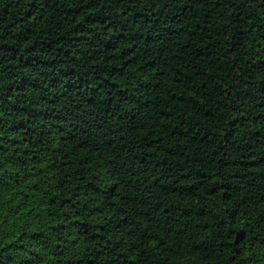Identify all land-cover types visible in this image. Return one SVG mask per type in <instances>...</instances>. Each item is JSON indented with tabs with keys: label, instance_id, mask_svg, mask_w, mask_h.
I'll list each match as a JSON object with an SVG mask.
<instances>
[{
	"label": "trees",
	"instance_id": "obj_1",
	"mask_svg": "<svg viewBox=\"0 0 264 264\" xmlns=\"http://www.w3.org/2000/svg\"><path fill=\"white\" fill-rule=\"evenodd\" d=\"M0 264H264V0H0Z\"/></svg>",
	"mask_w": 264,
	"mask_h": 264
}]
</instances>
